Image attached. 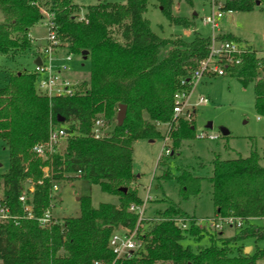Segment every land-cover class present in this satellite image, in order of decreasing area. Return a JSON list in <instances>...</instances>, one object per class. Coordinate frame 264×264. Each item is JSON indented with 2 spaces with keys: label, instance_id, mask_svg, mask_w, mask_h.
Wrapping results in <instances>:
<instances>
[{
  "label": "trees",
  "instance_id": "1",
  "mask_svg": "<svg viewBox=\"0 0 264 264\" xmlns=\"http://www.w3.org/2000/svg\"><path fill=\"white\" fill-rule=\"evenodd\" d=\"M156 1L171 24L193 25L189 18L173 15V0ZM148 2L101 0L88 5L79 17L82 8L75 0H0L4 17L0 22V54L14 56L32 49L30 31L42 21L41 7L45 6L54 15L62 47L71 54L87 51L85 58L90 61L89 80L81 83L82 91L73 95L40 94L38 75L27 70L11 74L0 87V141L9 150V169L0 174L5 197L18 207V197L31 180L35 212L41 216L50 205L53 185L65 179H85L118 196L117 203L97 207L90 196H83L79 216L57 219L45 228L37 220L8 223L0 233V264H256L264 258V250L240 254L238 247L237 254H233L230 248V244L247 237L264 239L263 227L248 224L250 218L264 217V166L257 151L247 157H216L213 161L209 180L215 218L233 215L248 224L235 236L224 237L219 231L210 235L212 244L208 247L196 252L183 247L185 235L200 239L204 230L194 224L182 230L173 218L187 214L171 205L157 212L159 220L148 224L146 252L115 260L109 247L119 227H136L139 214L130 206L144 204L131 185L136 180L134 141L159 138L158 124H169L174 152L184 140L195 137L193 115L190 120L174 116V94L191 87L192 73L208 57L212 42V37L197 32L192 40L159 36L145 16ZM214 2L221 11H250L264 0ZM216 40L240 44L226 33L216 36ZM168 46L167 54L161 57ZM241 47V54L234 57L239 62L228 64L226 73L244 85L254 83L255 108L258 115L264 116V57L250 46ZM182 80L188 83L181 85ZM121 104L127 106V116L118 125ZM98 119L111 130L104 128V134L96 138L92 129ZM60 126H67L71 133L65 151L43 161L33 153V147L48 140L52 127ZM47 165L52 167L51 177H44L43 166ZM179 181L184 197L191 192L188 184L194 183L193 193H199V180L189 172L185 171ZM217 238L222 242L220 246L215 243Z\"/></svg>",
  "mask_w": 264,
  "mask_h": 264
},
{
  "label": "rangeland",
  "instance_id": "2",
  "mask_svg": "<svg viewBox=\"0 0 264 264\" xmlns=\"http://www.w3.org/2000/svg\"><path fill=\"white\" fill-rule=\"evenodd\" d=\"M212 1L192 0L189 3L186 0H173V15L192 20L193 25L190 27L171 24L156 0H149L145 16L152 31L165 39L182 37L185 40H192L196 32L205 37L226 33L236 37L241 46H250L257 51L259 57H264V2L261 5L257 4L250 11H221ZM75 2L82 8L80 17L85 14L87 6L96 4L97 0ZM41 12H47L45 6L41 7ZM218 12H222L223 15L218 20L219 27L213 31L212 25L204 23V19ZM3 20L0 11V22ZM30 32L33 38L32 49L14 56L0 54V87L4 86L9 76L16 71L35 70V54L47 45L48 29L40 21ZM168 49L169 46L161 51V57L167 54ZM45 62L53 73L65 69L63 75L70 82H75L73 86L76 91H82L81 83L89 80L90 61L80 54H73L68 59L65 51L58 50L45 59ZM46 74L47 72L42 73V76ZM200 98L206 99V102H200ZM190 103L195 107L191 122L195 124L196 135L193 139L184 140L175 152L169 124H158L161 134L159 138H141L133 143V173L136 180L131 185L132 188L136 187L139 197L145 202V217H153L156 211H164L169 206L176 205L187 215L198 220H213L216 209L212 201V184L209 177L212 175L214 159L247 157L252 151H257L262 155L261 165L264 166V116L258 115L255 108L254 83L244 85L227 73L207 74L195 83ZM104 128L107 131L111 130L110 126ZM223 129H227L229 133L224 135ZM66 146L67 141H62L57 153L62 154ZM164 146L170 149V154L165 153ZM0 163V174H4L9 169V150L1 141ZM185 171L199 180L197 195L193 193V189H196L193 183L187 185L191 191L188 196H183L179 178ZM57 184L53 215L59 220L79 216L80 200L83 196H90L95 207L101 203L118 202L117 195L103 191L99 185L85 179L70 178ZM248 224L264 228V221L260 218H251ZM202 225L205 227L204 236L196 239L191 235H185L181 240L183 247H190L196 252L199 248L212 244L210 235L219 231L210 229L209 221H204ZM239 232L237 228L226 226L223 235L230 238ZM215 243L218 246L222 244L219 238ZM249 245L253 246V251L251 249L244 251V247ZM238 247L240 254H253L258 249L264 250V239L247 237L232 243L230 248L233 254H237ZM256 264H264V258L258 259Z\"/></svg>",
  "mask_w": 264,
  "mask_h": 264
},
{
  "label": "built area",
  "instance_id": "3",
  "mask_svg": "<svg viewBox=\"0 0 264 264\" xmlns=\"http://www.w3.org/2000/svg\"><path fill=\"white\" fill-rule=\"evenodd\" d=\"M214 5V0L212 1ZM223 15L222 12H218L216 15L213 13L211 16H207L204 19V23L211 24L213 31L219 27V18ZM42 22L48 29V43L42 47L35 55L41 59L40 64H36L34 72L38 75L37 90L40 94L48 97L53 96H67L73 95L76 90L74 89L75 82H70L64 77V70L53 73L50 68L47 67L45 59L49 58L54 52L58 50L65 51L68 55V59L71 58V53H68L61 45V41L57 37L54 15L50 12L43 13ZM242 47L240 44L233 41L219 42L216 40V36L212 37L210 46V53L208 57L201 60L198 68L192 73L191 80L189 81V87L178 90L174 94V116L184 117L188 120L195 112V107L190 103L191 94L195 83H197L205 75H225L226 67L228 64L234 62L238 63L234 57L240 55ZM47 74L43 77L42 73ZM62 74V76L60 75ZM78 83V82H77ZM185 80L181 81V85H185ZM200 102H206V99L200 98ZM104 124L102 120L98 119L94 122L92 133L94 137L99 138L104 134ZM67 126L52 127L48 140L39 142L33 147V153L43 159H51L53 154L57 153V148L60 143L66 140L71 133L68 131ZM165 147V146H164ZM165 153L170 154L169 148H164ZM44 177H51L52 167L47 165L43 168ZM41 183V181H39ZM58 191V184H54L52 188L51 201L47 209L44 210L41 216H37L35 212V206L33 203L34 184L31 180L27 181L26 189L18 197V207L9 202L3 193L2 185L0 184V233L1 230L10 222L18 223L21 219L37 220L41 227H49L57 218L53 215V201L55 200V192ZM150 198L148 197L147 200ZM130 210L139 214L137 225L134 229L119 227L112 234L109 240V247L115 255V260L131 258L135 255H140L147 251V227L152 221L159 220L155 216L148 218L144 216L145 202L141 206L131 205ZM162 219V218H161ZM251 219V218H250ZM249 219V220H250ZM264 221V217L260 218ZM176 225L182 230H189L194 224L202 230L205 227L202 225L204 221H209V228L215 229V231H223L226 226L242 229L246 225V221L236 216L218 217L211 219H193L190 215H183L173 218ZM145 221H147L145 223ZM95 264H107L105 262H95Z\"/></svg>",
  "mask_w": 264,
  "mask_h": 264
},
{
  "label": "water",
  "instance_id": "4",
  "mask_svg": "<svg viewBox=\"0 0 264 264\" xmlns=\"http://www.w3.org/2000/svg\"><path fill=\"white\" fill-rule=\"evenodd\" d=\"M97 1H101V0H97ZM257 4L259 5L260 2H257ZM87 53H88L87 51H83L82 55L84 56V58L86 57ZM40 63H41V59L38 57L35 60V64H40ZM126 116H127V106L125 104H121L119 106V110H118L117 117H116L118 125H122L123 124V122L125 121ZM61 121H63V119H61ZM222 132H223L224 135H227L229 133V131L227 129H223ZM0 166H1V163H0ZM120 190H122L123 192H126L127 188L126 187H121ZM248 248L249 247H247V249Z\"/></svg>",
  "mask_w": 264,
  "mask_h": 264
},
{
  "label": "crops",
  "instance_id": "5",
  "mask_svg": "<svg viewBox=\"0 0 264 264\" xmlns=\"http://www.w3.org/2000/svg\"><path fill=\"white\" fill-rule=\"evenodd\" d=\"M37 58H38V57L35 55V60H36ZM158 211H159V210H158ZM158 211H156V212L154 213L153 217L157 214ZM148 218H152V217H148ZM248 247H249L248 249H251V251H253V246L249 245ZM248 249H247V246L244 247V251H247Z\"/></svg>",
  "mask_w": 264,
  "mask_h": 264
}]
</instances>
